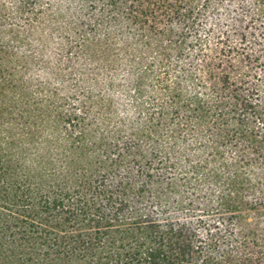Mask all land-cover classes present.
I'll use <instances>...</instances> for the list:
<instances>
[{"label": "trees", "instance_id": "16d2710c", "mask_svg": "<svg viewBox=\"0 0 264 264\" xmlns=\"http://www.w3.org/2000/svg\"><path fill=\"white\" fill-rule=\"evenodd\" d=\"M229 1L0 0V264H264V0Z\"/></svg>", "mask_w": 264, "mask_h": 264}, {"label": "rangeland", "instance_id": "374dc122", "mask_svg": "<svg viewBox=\"0 0 264 264\" xmlns=\"http://www.w3.org/2000/svg\"><path fill=\"white\" fill-rule=\"evenodd\" d=\"M8 4L9 7H14L13 5V1L14 0H5ZM238 0H235L234 1H229V2H225L224 3V6H222L220 12H219V16H223L225 17V19L228 21V20H231L232 19V16H240V17H244V15L240 14L241 13V10L239 9V6H242V5H245L247 8V10H249L250 12L247 13L249 15H251V12H252V5H250V3L248 2H245V3H239L240 5L238 6ZM248 18V17H247ZM226 20H222V21H226ZM259 29H261V31L259 33H262L264 35V25L261 27V26H258ZM244 68H242V70L245 72L247 71L248 69V64L245 66L243 65ZM264 76L263 74L260 75L259 77V80L257 81L256 80V83L259 85L260 84V80L263 79ZM264 83V82H263Z\"/></svg>", "mask_w": 264, "mask_h": 264}]
</instances>
